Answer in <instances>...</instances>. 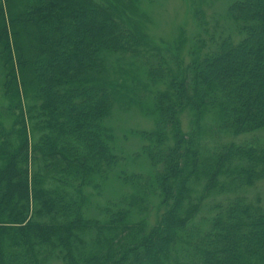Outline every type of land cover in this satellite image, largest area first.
Segmentation results:
<instances>
[{"label": "trees", "instance_id": "trees-1", "mask_svg": "<svg viewBox=\"0 0 264 264\" xmlns=\"http://www.w3.org/2000/svg\"><path fill=\"white\" fill-rule=\"evenodd\" d=\"M134 2L0 0V264H264V0L185 66L184 33L141 52ZM118 104L153 120L148 174L118 172Z\"/></svg>", "mask_w": 264, "mask_h": 264}, {"label": "rangeland", "instance_id": "rangeland-1", "mask_svg": "<svg viewBox=\"0 0 264 264\" xmlns=\"http://www.w3.org/2000/svg\"><path fill=\"white\" fill-rule=\"evenodd\" d=\"M98 1L105 4L110 2V0ZM235 1L237 0H136L133 9L121 10L125 11L122 13V21L126 27L144 36V47L141 51L143 54L161 51L168 60L171 59L172 54H175L178 42L184 33L187 42L180 52V58L182 66H185L190 62V52L194 44L199 39H207L208 32L210 35L214 34L215 30L231 33L233 27L222 16H224V10L226 13V10ZM125 3L129 5L128 1ZM197 13L199 17H203L204 27L199 26L196 20ZM125 62L120 64L122 67L120 69L128 71L129 67ZM115 69L118 70L119 68ZM115 69L112 71L113 73ZM1 73L0 67V80L2 78ZM115 79L119 81V84H122L124 80L120 75H115ZM160 89L162 88L160 87ZM120 107L122 106L119 104L116 106L115 115L111 122L113 128H118V132L115 133L118 143L116 152L122 158L118 172L148 174L150 170L148 161L143 157L137 158V154L143 147V142L134 133L152 131L154 129L153 120L143 116L135 106L127 110ZM190 119L191 115L188 112L181 118L184 133L190 131ZM259 188L264 192V184ZM125 191L126 188L122 184L112 181L105 194H102L105 197H119L118 195L124 194ZM128 192L132 193V191ZM92 196L94 205L103 202L102 196L98 197L96 192L92 191ZM95 209L93 206L92 212ZM155 213L151 216L152 223L155 222Z\"/></svg>", "mask_w": 264, "mask_h": 264}]
</instances>
